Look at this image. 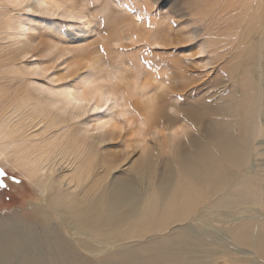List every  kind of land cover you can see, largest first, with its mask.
Segmentation results:
<instances>
[{
	"label": "rangeland",
	"instance_id": "1",
	"mask_svg": "<svg viewBox=\"0 0 264 264\" xmlns=\"http://www.w3.org/2000/svg\"><path fill=\"white\" fill-rule=\"evenodd\" d=\"M250 71L257 73L262 104L249 131L255 149L241 171L250 189L240 196L249 202L256 197V203L233 204L225 212L214 208L204 219L198 214L142 240L103 242L93 252L79 248L72 238L79 236L68 228L67 241L84 264H264L258 242L264 236V206L257 204L264 186V137L258 135L264 130V0H0V116H5L0 127L6 131L8 120L18 128L7 129L0 139V233L37 227L42 218L37 186L47 180L49 169L56 186L61 178L72 180L93 153L110 152L116 159L128 153L115 171L102 176L109 182H136L131 171L146 150H163L164 143L181 141L177 137L190 132L183 120L171 128L150 127L131 106L133 100L142 111L162 95L171 117L204 109L213 114L230 104L229 97L244 87ZM171 86L177 91L169 92ZM95 91L110 100L98 108L94 101H73ZM233 120L222 121L229 132H235ZM96 137L103 142L97 144ZM164 158L170 159L169 153ZM152 162L160 172L159 155ZM256 176L261 187L250 191ZM137 183L141 190L148 187ZM69 186L72 192L73 182ZM46 258L36 254L29 263L51 264Z\"/></svg>",
	"mask_w": 264,
	"mask_h": 264
},
{
	"label": "bare ground",
	"instance_id": "2",
	"mask_svg": "<svg viewBox=\"0 0 264 264\" xmlns=\"http://www.w3.org/2000/svg\"><path fill=\"white\" fill-rule=\"evenodd\" d=\"M244 76L246 82L244 87L240 88V91H238V93L234 96L229 97L230 104L226 105L221 110L219 109L220 111L217 110L216 113L212 112L213 114H211L209 110L205 111L204 109L202 111V107L200 109L202 112H197V110L192 107L190 109H193L192 111L195 110L196 112L179 111L178 113L180 114V117H171L164 110L165 104L161 103L162 95L158 96L160 101L150 108L143 103L145 111L143 109L141 111V108L138 109L137 101L132 99L133 101L131 106H133L135 111L141 115L140 117H143L145 123H147L150 127H160L162 129H166L167 126L176 125V123L178 124L181 120H183L187 123L188 129H191L189 130L190 132L185 129L184 132L186 133L187 131L188 134L184 138L182 137L183 139L175 135L179 138V140L181 139V141H178L176 138L178 142L175 143L171 141L173 142L172 146L171 142L170 145H168L169 142H167L168 144L166 143V145L163 142L165 146L168 145L169 148L171 146L170 149L168 146L166 147L168 150L164 149V145V148L161 145L163 150L156 148L157 150L153 151L143 148L142 150H146L145 155L143 159H141V157V160L136 162L134 165L135 168L131 171L132 174L130 175L135 178L136 182L130 180L109 182L106 177L102 176H106L110 173V171H115V169L119 167L120 163L127 158L129 155L128 153H125V156L120 159H116L118 156L117 154H112L110 152H106L103 155L100 154L101 156H96V154L93 153L90 155L91 157L88 156V160H85V164L81 163L82 166L74 171V174L72 175L74 178L72 180L69 178L68 181L67 179L61 178V181L59 179L58 183L56 182V184H58L56 186H54L56 179L54 171L49 169L51 173L45 177V180H47L44 181L42 186H37L39 190L38 192L42 196V204L38 205V207H40L38 209V213L41 212L42 216L40 217L42 218L36 221L38 224L37 227L27 225L25 231L16 234H12L9 229H7V232L0 233V255L4 256L3 258L0 257L3 260L2 262L0 260V264H7V260L10 259L11 264H30L29 262L33 260V256L36 254H39V256L41 254L45 258L47 257L50 259L48 261H50L51 264H84L81 262L82 260L74 256L75 253L77 254L78 252L73 249L67 241L68 228L74 231L71 235L77 233L79 236V240L77 236H72V238L76 240L79 248L93 252L98 251L101 243L103 244V242H111L114 244V242L117 243L116 241L127 242L128 240L134 239L142 240L145 236L157 234L158 232L167 229L169 226L189 221L198 214L202 218H206L214 208L225 212L228 210L230 205L233 204H255L256 202L253 201H256V197L255 200L252 199L253 197H249L252 199L249 202L247 200L248 198L245 199L240 196L241 192H245L246 190L249 191L250 189L247 184L249 183V180L248 182L244 181L246 177L244 172L242 173L241 171L247 166L248 154L250 153L251 155L252 150L254 151L255 149L251 150L254 138L250 136L249 131L252 126L254 127L256 124L255 121L257 120V117H259L258 112L262 104V98H260L259 84L256 78L257 73L250 71L247 76ZM168 91H177V88L171 86L168 88ZM131 93L130 96H132ZM108 96L110 95L105 96L102 92L95 91L87 97L80 96L76 99H74L73 96L71 97L74 99L73 101L77 100L87 103L94 101L95 107L98 108L110 100L109 98L111 96L109 98ZM146 103L148 105V103L152 102L147 101ZM40 104L41 103L38 105ZM201 104H203V102ZM18 108L19 107L16 109ZM19 110L21 109L19 108ZM207 113L209 115H207ZM0 117L5 116L2 115ZM232 118L235 119L233 120L235 132H229L228 126L226 125L227 127H224V124L222 123V121L230 122ZM6 119L8 118H5V120ZM6 121L9 124L8 120ZM7 125L4 126L5 128L9 127L7 128L9 130L14 128V126H12V128L11 125ZM19 126H21V124H19ZM3 129L0 127V139L3 134H6V131H8L6 129L4 133ZM15 129L18 128L15 127ZM15 129L13 130L15 131ZM14 131L13 135H16L17 133L14 134ZM162 132L163 131L160 130L157 134L161 135ZM258 135L260 137H264V130ZM9 136L12 137L11 135H8V138ZM107 137H109V133L105 136V138ZM5 138L7 137H3V139L7 141ZM15 138L16 137L14 136L13 139ZM109 138L108 140H112V138ZM17 140H19V138ZM8 141L10 142L11 140ZM94 141L98 144L103 142V138L96 137L94 138ZM161 141L157 143L159 144ZM168 141L170 140L168 139ZM18 142H20V140ZM157 143L155 142V144ZM1 149L0 157L2 158L3 151ZM20 149L22 150V148ZM53 149L55 150L54 147ZM21 150L19 151L21 152ZM45 151H42V154ZM167 152L170 155V159L167 158L165 160L164 155H168ZM257 153L260 155L258 150ZM14 154L13 156L18 154V151L15 155ZM82 154L83 153L80 155ZM157 155H159L160 159H162L163 165L162 170L156 173L154 163L152 161ZM29 157L30 156H28V159ZM81 157L78 159H81ZM31 159L34 161L33 157ZM50 159L51 157L48 159V164L50 163ZM16 160L14 161L16 162ZM76 160L77 159L74 158V161ZM32 161H30V165H28L29 163L25 160L27 163L26 166L28 165L30 167L32 165ZM39 162L37 161V163ZM17 165L20 164L18 163ZM40 166L42 165L40 164ZM23 167H20L19 171L20 169L22 170ZM37 169H39L40 172L42 171L39 166ZM98 170H101V172L99 173ZM28 172L31 173L32 169ZM93 173V180H90ZM24 174L28 173L26 172ZM26 177L28 176L26 175ZM254 179L255 181L252 179L254 185L250 191L259 189L260 185L258 176ZM141 181L147 182L148 187L141 190L137 183ZM72 182L73 190H70L72 192H69V185H71ZM260 192H262L263 196H261L260 199V195L257 197V200H259L257 204L263 207L264 186ZM213 197H215V199L211 200ZM51 219L56 222L54 224L51 223ZM224 220H226L225 216ZM263 237L264 236L262 235L258 241L259 247L262 251H264ZM154 252H152L153 255H155ZM120 254L121 252L119 255ZM125 262H127V260Z\"/></svg>",
	"mask_w": 264,
	"mask_h": 264
}]
</instances>
